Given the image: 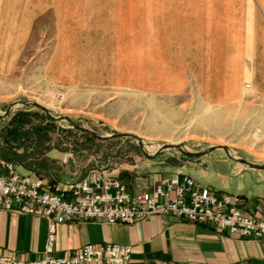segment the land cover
<instances>
[{
  "label": "rangeland",
  "instance_id": "374dc122",
  "mask_svg": "<svg viewBox=\"0 0 264 264\" xmlns=\"http://www.w3.org/2000/svg\"><path fill=\"white\" fill-rule=\"evenodd\" d=\"M115 4L0 0V127L22 107L37 113L33 123L45 124L47 112L20 103L36 101L51 115L68 116L101 135L133 133L148 153L164 143H180L188 151L222 144L235 156L264 164V139L254 133L255 84L241 83L232 99L200 97L208 93V83L176 81L182 77L170 73L176 67L167 66L166 72L159 49L145 43L144 19L130 18ZM51 121L45 156L56 180L102 169L132 189L181 172L217 192L238 194L246 204L264 205V169L238 172L246 165L234 160V166L223 150L189 157L165 149L150 159L135 138H91L66 120ZM15 169L28 172L16 164Z\"/></svg>",
  "mask_w": 264,
  "mask_h": 264
},
{
  "label": "crops",
  "instance_id": "0c3cea01",
  "mask_svg": "<svg viewBox=\"0 0 264 264\" xmlns=\"http://www.w3.org/2000/svg\"><path fill=\"white\" fill-rule=\"evenodd\" d=\"M95 1L116 3L130 18L144 19L145 43L159 49L166 72L167 66L176 67L170 71L182 75L176 81L208 83V93L200 97L232 99L241 83H254L259 90V128L254 133L264 139V0ZM153 182L132 190H151ZM241 198L245 214L264 216V205ZM48 224L42 215L0 210V252L24 259L43 255ZM98 242L131 245L128 264H264V237H241L173 215H150L131 224L65 221L56 226L52 254L63 256Z\"/></svg>",
  "mask_w": 264,
  "mask_h": 264
},
{
  "label": "built area",
  "instance_id": "2783aa9c",
  "mask_svg": "<svg viewBox=\"0 0 264 264\" xmlns=\"http://www.w3.org/2000/svg\"><path fill=\"white\" fill-rule=\"evenodd\" d=\"M238 194L217 192L193 176L171 172L152 189L133 191L116 175L92 169L84 176L52 185L36 172L19 173L0 156V210L48 218L45 253L33 259L0 252V264H128L132 247L116 242L86 243L63 256L52 254L56 226L65 221L95 220L131 224L150 215H173L205 222L241 237H264V216L245 214Z\"/></svg>",
  "mask_w": 264,
  "mask_h": 264
},
{
  "label": "trees",
  "instance_id": "16d2710c",
  "mask_svg": "<svg viewBox=\"0 0 264 264\" xmlns=\"http://www.w3.org/2000/svg\"><path fill=\"white\" fill-rule=\"evenodd\" d=\"M28 108L18 109L9 121L0 127L3 142V145L0 144V154L14 164L22 166L28 171L36 172L54 185L56 179L50 176V166L45 156V151L49 148L48 145H45L50 126L48 122L53 121L45 116V124L33 123L30 120L31 115H37V113H31ZM86 135L95 138L89 133H86Z\"/></svg>",
  "mask_w": 264,
  "mask_h": 264
},
{
  "label": "water",
  "instance_id": "95a60500",
  "mask_svg": "<svg viewBox=\"0 0 264 264\" xmlns=\"http://www.w3.org/2000/svg\"><path fill=\"white\" fill-rule=\"evenodd\" d=\"M20 103L22 105L25 106H30V107H35L38 109H41L45 112L48 113V116L51 119L54 120H66L67 122H69L74 128L89 133L97 138L100 139H110V138H117V137H130V138H135L137 140L138 146L140 147L142 153L147 157V158H154L157 155H159L162 151H164L165 149H175L177 150L180 154L185 155V156H189V157H197V156H202L205 155L213 150H223L224 153L227 155V157L229 159L235 160L237 162L243 163L248 167L254 168V169H264V164H259V163H254L251 162L245 158L242 157H238L233 155L230 152V149L228 148V146L226 145H222V144H217V145H210L208 148L204 149V150H200V151H188L186 149L183 148L182 144H174V143H164L162 146H160L154 153H148L147 151L144 150L143 148V140L138 137L137 135L133 134V133H129V132H115V133H111V134H106V135H101L99 133H97L96 131H94L93 129L84 127L82 125H79L77 123H75L70 117L68 116H53L49 113V110L42 104L36 102V101H20ZM13 104L9 105L8 108L4 111V113L1 116H7L10 112V108Z\"/></svg>",
  "mask_w": 264,
  "mask_h": 264
}]
</instances>
